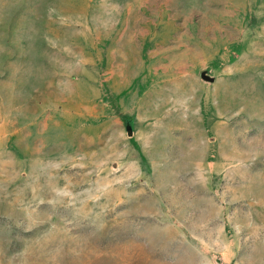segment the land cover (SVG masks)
I'll list each match as a JSON object with an SVG mask.
<instances>
[{"label": "rangeland", "instance_id": "rangeland-1", "mask_svg": "<svg viewBox=\"0 0 264 264\" xmlns=\"http://www.w3.org/2000/svg\"><path fill=\"white\" fill-rule=\"evenodd\" d=\"M0 264H264V0H0Z\"/></svg>", "mask_w": 264, "mask_h": 264}, {"label": "water", "instance_id": "water-1", "mask_svg": "<svg viewBox=\"0 0 264 264\" xmlns=\"http://www.w3.org/2000/svg\"><path fill=\"white\" fill-rule=\"evenodd\" d=\"M204 80H207V81H209V80H211L209 77H204Z\"/></svg>", "mask_w": 264, "mask_h": 264}]
</instances>
